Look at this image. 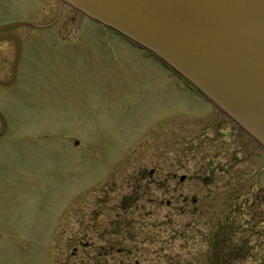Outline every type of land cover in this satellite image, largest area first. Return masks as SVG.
Returning <instances> with one entry per match:
<instances>
[{"label":"rangeland","instance_id":"rangeland-1","mask_svg":"<svg viewBox=\"0 0 264 264\" xmlns=\"http://www.w3.org/2000/svg\"><path fill=\"white\" fill-rule=\"evenodd\" d=\"M14 21L42 27L0 28V264H261L264 147L69 4Z\"/></svg>","mask_w":264,"mask_h":264},{"label":"water","instance_id":"water-1","mask_svg":"<svg viewBox=\"0 0 264 264\" xmlns=\"http://www.w3.org/2000/svg\"><path fill=\"white\" fill-rule=\"evenodd\" d=\"M150 51L264 147V0H59ZM39 26L28 21L0 25ZM10 80L14 81L22 42ZM3 129L6 130V121Z\"/></svg>","mask_w":264,"mask_h":264},{"label":"flooded vegetation","instance_id":"flooded-vegetation-1","mask_svg":"<svg viewBox=\"0 0 264 264\" xmlns=\"http://www.w3.org/2000/svg\"><path fill=\"white\" fill-rule=\"evenodd\" d=\"M59 3V11L61 10L62 6L65 4L64 2H60L59 0H57ZM67 5V4H66ZM60 13L58 12V14L56 15V17L51 21V23H49L48 25H54L57 21H58V17H59ZM88 18V17H87ZM90 19V18H89ZM91 20V19H90ZM95 22V21H94ZM97 23V22H96ZM103 26V25H102ZM47 27V25L45 26ZM105 27V26H103ZM106 28V27H105ZM107 29V28H106ZM110 29V28H109ZM110 31H112L113 33H115L116 35H118L120 38L124 39V41H126L130 46L136 48L138 51H140V53L142 52L143 55H148V57L151 59V61L154 62H159L160 65H162V63L160 61H158L155 57H153L147 50L143 49V47H141L140 45L131 42L130 40H128L127 38H125L124 36L120 35L119 33L115 32L114 30L110 29ZM9 34V33H7ZM5 34V35H7ZM4 35V36H5ZM12 37V36H11ZM19 59V58H18ZM170 73L172 75H174L179 81H181L184 85H186L187 88H189L190 90H192L193 92H196V94L198 95V97L202 98L203 100H206L203 96H201L197 91H195L189 84L188 82L182 78L178 73H176L175 71L169 69ZM221 112V111H220ZM222 113V112H221ZM223 115H225L224 113H222ZM226 116V115H225ZM231 120V119H230ZM232 121V120H231ZM233 122V121H232ZM236 125V124H235ZM238 127V126H237ZM249 136V135H248ZM250 137V136H249Z\"/></svg>","mask_w":264,"mask_h":264},{"label":"trees","instance_id":"trees-1","mask_svg":"<svg viewBox=\"0 0 264 264\" xmlns=\"http://www.w3.org/2000/svg\"><path fill=\"white\" fill-rule=\"evenodd\" d=\"M261 264H263L264 263V260H263V257L262 258H260V261H259Z\"/></svg>","mask_w":264,"mask_h":264}]
</instances>
